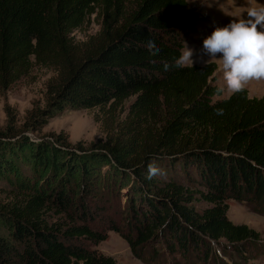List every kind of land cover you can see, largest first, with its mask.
<instances>
[{
  "label": "trees",
  "instance_id": "obj_1",
  "mask_svg": "<svg viewBox=\"0 0 264 264\" xmlns=\"http://www.w3.org/2000/svg\"><path fill=\"white\" fill-rule=\"evenodd\" d=\"M197 17L185 0H0V93L33 67L53 73L43 106L32 105L21 124L3 105L0 181L9 191L0 190V264H116L88 248L106 235L85 223L82 200L99 186L138 196L124 216L130 230L108 227L138 260L153 243L202 264L214 246L241 255L256 243L255 231L226 218L225 202L264 205V95L217 99L213 62L163 67L181 54ZM90 18L98 30L74 41ZM93 109L103 139L87 147L63 133L27 135L63 112ZM155 164L192 171L187 180L201 190L149 177ZM51 214L67 222H50Z\"/></svg>",
  "mask_w": 264,
  "mask_h": 264
},
{
  "label": "rangeland",
  "instance_id": "obj_2",
  "mask_svg": "<svg viewBox=\"0 0 264 264\" xmlns=\"http://www.w3.org/2000/svg\"><path fill=\"white\" fill-rule=\"evenodd\" d=\"M185 2L191 12L198 17L193 31L189 33L183 42L180 53H182L184 44H186L194 50L193 65L202 66L209 62L215 63L217 69L214 73L215 80L213 84L218 88L222 87L224 81L219 70V57L216 60H209L210 58L207 55H202L203 40L215 28L224 27L241 15H246L250 0H185ZM257 3L264 4V0H257ZM97 30V23L92 22V18H90L89 21L83 24L81 29L74 31L71 36L74 41L81 42ZM52 75L53 73L49 70L33 67L26 77L21 78L6 91L0 93V131H2L5 124L3 105L6 103L15 110L17 124H21L25 112L32 105L43 106L45 84ZM245 90L248 97L259 98L264 95V81L253 80ZM228 96L227 93H221L217 99ZM132 100L133 98H129L124 103V107ZM96 113V109L76 112L66 111L51 119L39 134L27 133V135L37 140L41 135L63 133L66 142L70 145L79 142L83 147H87L89 143L103 139L99 125L92 121V116ZM155 166L160 170L158 174L153 175L158 181L174 180L190 190H201L198 183L197 186L196 183H190L187 180L191 175L194 176L192 171H189L186 175L177 166H170L169 164H155ZM0 190L9 191V187L4 181H0ZM5 197V193L0 192V201L5 200ZM136 198L138 196L133 195L132 189H127V191L122 189L120 192L116 189L107 191L101 186L84 196L82 202H84L89 213L85 223L91 229L106 234L104 241L94 246H88V248L103 256L110 257L116 264H202L190 251L184 257L179 256V254L169 255L165 253L161 243L149 244L143 246L140 250L138 249L141 260L134 257L126 242L118 234L109 231L108 227L112 224L122 234L130 230V227L127 228L126 226L127 219L124 216L128 215L127 208L130 200L133 202V206L136 207ZM225 203L227 205L226 218L233 224L245 225L255 231L258 234V240L256 243L245 245L241 255L232 251L227 245L220 246L221 248L214 246V252L204 264H264V205L230 199ZM204 206L205 204L202 202L194 203L196 210ZM48 219L50 222L56 220L62 223L67 222L65 217L53 214L49 215Z\"/></svg>",
  "mask_w": 264,
  "mask_h": 264
},
{
  "label": "clouds",
  "instance_id": "obj_3",
  "mask_svg": "<svg viewBox=\"0 0 264 264\" xmlns=\"http://www.w3.org/2000/svg\"><path fill=\"white\" fill-rule=\"evenodd\" d=\"M146 47L153 56L161 51L154 40H148ZM201 52L209 60L219 57L224 85L217 89L218 93H240L251 81H264V4L250 0L246 15H241L224 27L215 28L203 40ZM193 55L194 50L184 44L182 53L174 59L173 64L164 63V70L172 67L192 68ZM216 111L217 115H223V109ZM159 172L155 165L149 166V177Z\"/></svg>",
  "mask_w": 264,
  "mask_h": 264
}]
</instances>
